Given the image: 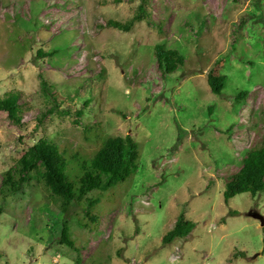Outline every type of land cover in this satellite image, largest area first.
I'll return each instance as SVG.
<instances>
[{
  "label": "rangeland",
  "instance_id": "rangeland-1",
  "mask_svg": "<svg viewBox=\"0 0 264 264\" xmlns=\"http://www.w3.org/2000/svg\"><path fill=\"white\" fill-rule=\"evenodd\" d=\"M141 2L0 0V98L17 92L22 109L21 126L0 111V184L39 139L69 180L108 136L129 134L139 154L133 176L87 195L94 221L84 202L62 213L35 177L0 188V264H264L252 217L264 219V192L223 199L264 138V0H145L138 14ZM157 47L184 65L164 76ZM181 214L193 230L163 244Z\"/></svg>",
  "mask_w": 264,
  "mask_h": 264
},
{
  "label": "trees",
  "instance_id": "trees-1",
  "mask_svg": "<svg viewBox=\"0 0 264 264\" xmlns=\"http://www.w3.org/2000/svg\"><path fill=\"white\" fill-rule=\"evenodd\" d=\"M145 3V0H142L138 6V14L142 13ZM106 25L107 27L117 26L110 22ZM47 54L49 55L39 50L37 57H46ZM155 57L164 76L175 73L184 65V58L175 51H162L160 47H157ZM225 82L226 77L223 75L207 78L210 92L214 95H221ZM246 97L247 92H239L235 96V102L244 101ZM19 98L20 95L17 92L6 93L0 98V111L6 114V118L14 126L22 125ZM75 114L80 117L82 112L77 111ZM67 149L71 151L72 148ZM74 150L72 154L78 156L75 148ZM92 150H95L92 157L81 163L79 175L69 180L64 174L66 162L58 146L45 139H39L24 151L13 168L2 174L0 188H5L10 194L15 195L24 184L29 183L35 177L41 181L51 196L59 200L62 213H67L68 208L73 204L79 205L84 202L85 205L87 203V209L85 208L83 217L94 221L95 218L91 215L90 208L97 201V196L89 198L87 195L93 192H104L133 176L137 171L139 154L137 143L129 134L123 137L108 136L100 146L97 145ZM261 192H264V138L260 145L245 152L240 169L226 180L223 199L227 202L243 193L255 196ZM65 227L67 226L63 224L60 242L73 248V241L68 238ZM193 228L194 224L181 214L172 228L164 235L162 243L168 244L174 239L184 238ZM262 254H264V246Z\"/></svg>",
  "mask_w": 264,
  "mask_h": 264
},
{
  "label": "water",
  "instance_id": "water-1",
  "mask_svg": "<svg viewBox=\"0 0 264 264\" xmlns=\"http://www.w3.org/2000/svg\"><path fill=\"white\" fill-rule=\"evenodd\" d=\"M252 217L255 218L256 220H258L260 222V226L261 227L264 226V219L262 218V216H260L258 214H253Z\"/></svg>",
  "mask_w": 264,
  "mask_h": 264
}]
</instances>
